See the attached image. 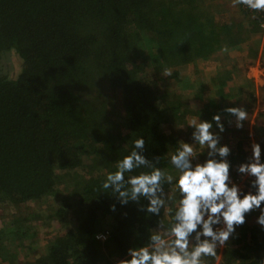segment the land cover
<instances>
[{"label":"trees","instance_id":"trees-1","mask_svg":"<svg viewBox=\"0 0 264 264\" xmlns=\"http://www.w3.org/2000/svg\"><path fill=\"white\" fill-rule=\"evenodd\" d=\"M257 12L246 14L250 28L244 29L217 23L199 0H0V52L14 50L22 60L15 78L0 74V207L52 196L63 180L71 189L55 211L66 229L34 260L9 264H114L130 258L129 248L148 245L150 235L170 230L179 204L173 200L180 199L171 156L180 143L163 125L171 115L181 120L187 111L170 84L180 80L185 64L206 59L222 43L245 41L244 33L260 32ZM131 23L150 38L134 33ZM147 46L154 48L152 72L141 55ZM230 78L213 79L221 96ZM104 90L120 93L122 122L111 119L117 126L109 125ZM138 138L145 140L143 155L173 176L163 188L167 194L174 186V198L158 216L141 210L147 200L121 205L102 188ZM92 156L99 166L87 177L77 173ZM150 170L141 167L125 176ZM259 214H246V222L217 247L218 264L264 260V228L250 221ZM27 231L17 219L9 220L0 229V241ZM202 259L215 264L216 256Z\"/></svg>","mask_w":264,"mask_h":264},{"label":"rangeland","instance_id":"rangeland-1","mask_svg":"<svg viewBox=\"0 0 264 264\" xmlns=\"http://www.w3.org/2000/svg\"><path fill=\"white\" fill-rule=\"evenodd\" d=\"M199 4L203 11L214 16L217 23L230 22L233 25L242 24L244 29L250 28L244 21L248 17V12L254 10L246 5L236 3V0H199ZM257 13L264 17V11ZM250 16L254 17L255 13H250ZM132 30L134 33H140L143 39L150 38L149 33L141 31L134 23ZM259 31L244 33L243 36L247 37L245 41L239 42L235 46H227L222 43L219 49L206 59H195L185 64L180 80L172 82L169 88L171 92L179 93L187 111L186 116H183L181 120H177L175 117L177 115H171L169 121L163 125L164 130L176 137L179 143L180 141L194 143L192 140L194 129L190 126L191 121L193 119L211 121L213 122L212 131L218 133L219 129L216 128L212 118L214 115L220 114L225 128V131L220 133V144L229 146L231 150L227 158L230 162V169H236L238 165L245 162L244 158H247V154L252 152L253 143L260 144L261 158L264 162V28L262 27ZM153 51L154 48L147 46V49L145 48L141 53L142 57H145V66L150 72L157 67L155 61L152 60ZM147 52H151V55L149 56ZM159 65L162 67L161 64ZM21 67L22 60L14 50L0 52V74L13 79L19 74ZM227 74H230L231 78L227 81L222 92L224 96H221L213 79L215 80L216 75L224 78ZM103 94L111 112L109 125L113 123L117 126L116 122H122L123 118L120 93L104 90ZM202 96L204 100L200 101L202 98L199 99V97ZM230 107H239L247 112V120L242 122L243 128L238 129L235 126V116L225 111ZM193 147L194 155L197 156L193 163H203L207 157L206 146L194 143ZM101 162L105 164L102 155ZM93 163V156L89 157L85 164L77 169V173L87 177L91 170H95L99 166V164L94 165ZM174 170L177 169L174 167ZM70 178L72 177L65 176V179L70 180ZM70 190L69 183L63 180L59 191L52 196L19 205L7 204L0 207V229H3L5 223L12 219H17L21 226L28 229L25 236L8 235L2 238L0 251L6 257L0 259L3 264H9L8 260H11L12 263L34 260L46 251L49 241L66 229L59 222L55 211L63 205L62 200ZM177 190L179 192L178 187ZM175 192L176 189L173 186L167 192L165 203L173 200ZM173 202L179 203L177 199H174ZM257 217L258 215H252L250 221L253 225H259L256 222ZM72 219V216L69 215L70 223L68 225L73 223ZM162 236L165 239L171 238L163 233ZM222 246L219 248L221 249ZM113 259L111 258L110 261ZM221 260V251H219L215 264Z\"/></svg>","mask_w":264,"mask_h":264},{"label":"clouds","instance_id":"clouds-1","mask_svg":"<svg viewBox=\"0 0 264 264\" xmlns=\"http://www.w3.org/2000/svg\"><path fill=\"white\" fill-rule=\"evenodd\" d=\"M255 11H264V0H236ZM171 73H166L170 75ZM225 111L235 116V126L243 128L247 112L239 107H230ZM212 120L219 132L212 131L213 122L193 119L190 126L194 129L192 140L195 144L206 146L207 157L203 163H193L194 143L180 141V147L171 156V164L178 170L176 186L180 192L179 204L174 215V223L165 235L159 232L150 235L149 244L139 248H129V259H118L115 264H204L202 257H215L217 247L229 241L237 226L246 222V214L259 210L257 223L264 228V162H261V146L252 144V157L249 162L238 166L240 174L255 177L252 192L243 193L230 178V148L221 145L220 133L225 131L221 115L216 114ZM231 123V122H230ZM145 140L134 141V150L117 163V170L109 173L102 184L110 189L121 205L129 201L139 203L141 198L148 201L141 210L159 215L165 206L167 194L163 183L173 182L172 175L156 167L152 160L144 155ZM158 160L159 158H155ZM141 167L151 169L126 178ZM231 184V186H229ZM115 210V205L111 206ZM222 225V227H216ZM194 234V235H193ZM106 238V237H97ZM259 264H264L261 260Z\"/></svg>","mask_w":264,"mask_h":264},{"label":"built area","instance_id":"built-area-1","mask_svg":"<svg viewBox=\"0 0 264 264\" xmlns=\"http://www.w3.org/2000/svg\"><path fill=\"white\" fill-rule=\"evenodd\" d=\"M263 21H264V17L262 16V21L260 23L261 28L262 27L264 28ZM229 145H231V144H229ZM251 157H252V152H249L244 163L249 162ZM193 162H194V160H193ZM237 168L236 169L235 168L234 169H230L231 182L235 183L236 185H238L243 193L252 192L254 194L256 189L253 188L251 185H252V181L255 179V177L244 175V174H240V173H238ZM229 186H231V184ZM216 227H222V225L214 226V228H216ZM99 237H104V236L100 235Z\"/></svg>","mask_w":264,"mask_h":264}]
</instances>
